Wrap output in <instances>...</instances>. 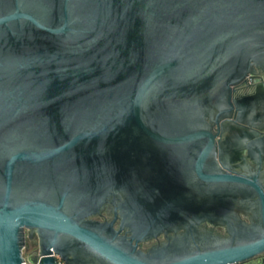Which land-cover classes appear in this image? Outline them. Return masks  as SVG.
Here are the masks:
<instances>
[{
    "label": "water",
    "instance_id": "obj_1",
    "mask_svg": "<svg viewBox=\"0 0 264 264\" xmlns=\"http://www.w3.org/2000/svg\"><path fill=\"white\" fill-rule=\"evenodd\" d=\"M257 69L264 0H0V264H25L26 232L33 264H264V191L217 143ZM195 176L253 188L256 235L186 249Z\"/></svg>",
    "mask_w": 264,
    "mask_h": 264
},
{
    "label": "flooded vegetation",
    "instance_id": "obj_2",
    "mask_svg": "<svg viewBox=\"0 0 264 264\" xmlns=\"http://www.w3.org/2000/svg\"><path fill=\"white\" fill-rule=\"evenodd\" d=\"M261 84H264V70L257 69L249 74L243 81V85L237 90L239 94H250L251 96V115H242L233 112L229 118L220 120V135L217 137V143L221 139V145L218 151L222 152V162L218 158L220 167L232 169L234 173L251 178L257 176L260 186L264 191V130L256 126H263L264 118V92ZM216 115L213 119H208V123L213 126V132H218V126L215 123ZM227 122V124H225ZM231 122V123H228ZM232 122L242 127H250L251 130L237 128ZM213 171L215 164L211 163ZM216 167V166H215ZM194 181L200 185L201 192L195 196L191 204V210L187 209L188 224L180 234H185V248L189 249H208L215 248L223 243H238L254 237L259 230L257 199L258 196L253 188L234 184L225 187L208 186L195 176ZM171 198V195L168 196ZM196 216V219H195ZM190 218H192L190 220ZM114 217L110 216L107 210L102 211L101 216L93 220L99 222H111ZM119 230V222L114 226ZM129 230L124 228L119 237H125ZM174 236V235H171ZM29 238L33 246L38 245V237L33 235ZM166 238L162 234L152 240L142 242L138 245V250L146 252L147 250L159 246L165 242ZM120 245H126L127 241H119ZM39 254L35 251L33 259ZM60 264H66L60 257L57 258ZM89 264H101L95 257H89ZM261 261L255 259L246 264H259Z\"/></svg>",
    "mask_w": 264,
    "mask_h": 264
},
{
    "label": "rangeland",
    "instance_id": "obj_3",
    "mask_svg": "<svg viewBox=\"0 0 264 264\" xmlns=\"http://www.w3.org/2000/svg\"><path fill=\"white\" fill-rule=\"evenodd\" d=\"M38 250V245L35 247L32 243H30L28 238V232H26V246L23 249V257L25 259L26 264H33L31 259L35 254V251Z\"/></svg>",
    "mask_w": 264,
    "mask_h": 264
},
{
    "label": "built area",
    "instance_id": "obj_4",
    "mask_svg": "<svg viewBox=\"0 0 264 264\" xmlns=\"http://www.w3.org/2000/svg\"><path fill=\"white\" fill-rule=\"evenodd\" d=\"M26 264V263H25Z\"/></svg>",
    "mask_w": 264,
    "mask_h": 264
}]
</instances>
